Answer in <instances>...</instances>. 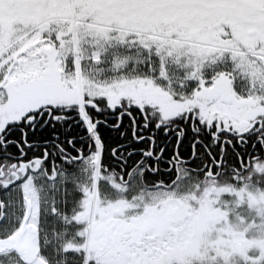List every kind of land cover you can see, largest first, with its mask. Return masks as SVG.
Instances as JSON below:
<instances>
[{"label":"rangeland","instance_id":"rangeland-1","mask_svg":"<svg viewBox=\"0 0 264 264\" xmlns=\"http://www.w3.org/2000/svg\"><path fill=\"white\" fill-rule=\"evenodd\" d=\"M206 75L227 78L244 99L264 98V0H0V128L43 106L82 107L86 87L180 116L199 101ZM194 190L184 182L150 196L143 220L159 217L155 227L168 224L167 233L153 239L150 231L141 247L98 261L176 264L213 246L222 255L264 256L262 222L246 217L263 219L264 191L212 186L196 205ZM185 200L193 213L177 220ZM182 225L192 235L178 245Z\"/></svg>","mask_w":264,"mask_h":264},{"label":"flooded vegetation","instance_id":"flooded-vegetation-1","mask_svg":"<svg viewBox=\"0 0 264 264\" xmlns=\"http://www.w3.org/2000/svg\"><path fill=\"white\" fill-rule=\"evenodd\" d=\"M212 78L199 83L200 99L186 112H202L200 123L173 121L181 115L160 120L155 105L110 99L86 87L82 107L79 100L43 106L0 128V264H53L58 256L86 252L116 258L141 247L150 231L161 238L167 226L155 227L159 217L143 220L144 202L170 185L159 181L161 161L179 177L173 188L186 182V188L206 192L209 180L245 187L264 178V98L244 99L228 88L227 78ZM48 124L58 125L60 134L35 138ZM102 126L121 128L120 145L107 150ZM187 133L192 149L186 155L179 147ZM128 201L141 206L120 207ZM26 220L39 244L28 261L6 246L9 237L22 238Z\"/></svg>","mask_w":264,"mask_h":264},{"label":"trees","instance_id":"trees-1","mask_svg":"<svg viewBox=\"0 0 264 264\" xmlns=\"http://www.w3.org/2000/svg\"><path fill=\"white\" fill-rule=\"evenodd\" d=\"M75 107H78V105ZM145 108H147V107H145ZM87 109L89 110L91 108L87 107ZM153 109L156 112L159 119L164 120L163 114H161L158 109H156V108H153ZM150 111H152V110L147 109V113H150ZM186 112L184 114H182L179 118L174 119L173 121L184 122V123L185 122H197V123L203 122L202 118L199 117V114L193 113V112L188 114ZM111 124L115 125L116 122L111 123ZM56 129L59 130L58 125H55L54 128H52V126H50L48 124L46 129H44L42 132H40L39 135L38 134L35 135V138L42 139L43 137H52L55 134H60V133L55 131ZM72 129H74V126H72L70 128V131H69V129H67V134H68L69 138L73 137ZM101 132H102V136L105 140L107 150L110 149L111 147H115V146L120 145L119 142L121 141V128H119L118 130H112L107 126H102ZM130 134H131V131L128 130L125 132L124 136L128 137V136H130ZM187 135H188V133L185 135V139H184L185 141L183 140V142H181L180 147H179L180 152L182 154H186V155L189 154L191 152V149H192L189 141H187L188 140ZM20 138H21V136H20ZM65 139H67V138H65ZM174 140H176V139H174ZM204 141H205V143L207 142L208 145L211 143V142H209L210 141L209 138H205ZM170 144H171V142H170ZM173 147H174V145H172V148L170 145L165 150V155L168 156L170 153H172ZM0 148H1V146H0ZM119 152H120V150L118 151V153ZM167 158H170V157H167ZM167 168H168V166L166 165L165 161H161L160 173L158 175L159 181L165 182V183H170V185L167 187L170 189H173V186L178 181L179 177L177 178V174L175 172H167L166 171ZM173 173H175L174 176H173ZM154 177H157V175ZM219 179L216 181L209 180L206 184V188L210 189L212 186H215L218 188L227 187V188H233V189L240 190L244 186V184H240L239 182L227 181V180H223L222 178H219ZM249 185L255 186V187L259 188L260 190L264 191V178L250 180L248 182V185H246V186H249ZM194 191H195L194 198L197 199L196 205H198V201L204 195V189H202L200 186H198ZM188 205H190V203L186 200H185V202L182 203V205H180V209L176 212L177 213V215H176L177 220L186 219L188 213L190 214L192 212V209L187 207ZM184 208L186 209V211ZM0 211H1V206H0ZM246 217L250 220H255L257 223L262 222L261 227H258L256 230L258 233L256 235H257V237H259V240H263L264 239V215H263V219L255 217L254 214H252V215L246 214ZM161 226H163V224ZM166 226L169 227L168 224H166ZM180 229H181L180 231H177L174 234V240H175V242H177L178 245L182 244V242L180 240L181 235H183L188 230H190V232H191V228L189 226L182 225V228H180ZM262 234H263V236H261ZM174 240H173V244H174ZM190 247L191 246H189V248ZM189 248H186V249H188V251H189ZM216 248L217 247H214V246H213V248L210 247V248H208L207 252L201 248L198 251L199 255H197V256L194 255L195 257L192 256L190 258L186 257L185 262H183V263L176 262V264H264V256L245 258V257L238 255V254H228L227 253V255H222V254H219L217 252ZM176 249H178V248H176ZM191 249H192V247H191ZM181 253H182V251H181ZM179 254L180 253L178 251V252H176V254H173V255L177 259V257H178L177 255H179ZM182 255H183V253L180 254V256H182ZM180 259H181V257H180ZM57 260H59V261H57ZM84 263H85V256L83 254H81V255H69V256H58L53 260V264H84ZM89 264H106V262L104 260L97 261V257H93L89 260Z\"/></svg>","mask_w":264,"mask_h":264},{"label":"bare ground","instance_id":"bare-ground-1","mask_svg":"<svg viewBox=\"0 0 264 264\" xmlns=\"http://www.w3.org/2000/svg\"><path fill=\"white\" fill-rule=\"evenodd\" d=\"M6 246L14 249L17 253L22 256L26 261L30 260L35 254L38 248V241L33 236L30 225L26 221L22 227V238L17 236H11L6 240ZM41 260H36L33 264H41Z\"/></svg>","mask_w":264,"mask_h":264},{"label":"water","instance_id":"water-1","mask_svg":"<svg viewBox=\"0 0 264 264\" xmlns=\"http://www.w3.org/2000/svg\"><path fill=\"white\" fill-rule=\"evenodd\" d=\"M38 1V3L39 4H41V5H46L48 2H49V0H37ZM252 34H253V32H251Z\"/></svg>","mask_w":264,"mask_h":264}]
</instances>
